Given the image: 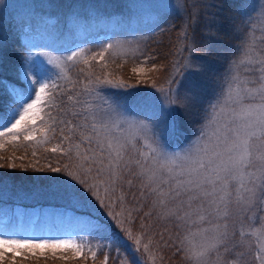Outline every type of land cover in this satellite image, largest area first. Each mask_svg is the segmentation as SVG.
<instances>
[{
	"label": "trees",
	"instance_id": "obj_1",
	"mask_svg": "<svg viewBox=\"0 0 264 264\" xmlns=\"http://www.w3.org/2000/svg\"><path fill=\"white\" fill-rule=\"evenodd\" d=\"M2 1L4 2L0 3V121L10 117L9 111L16 105L14 91L20 92L28 87L20 77V70L27 58L23 34L31 35L36 40L39 50L45 54L54 53L56 59L61 62L66 60L71 48L78 42L86 43L79 51L81 57L78 59L83 56L90 58L92 55L97 56V59L90 60V68L83 63L73 65L72 61H67V71L72 83L64 79L58 80L60 87L65 90L57 96L58 107H45L42 113L44 120L37 122L40 129H45L52 123L48 116L49 112L57 118V123L53 124L57 130L53 133L49 129L47 143L43 142V131L35 133L37 137L35 141H25L23 133L21 139L14 143H5V138H0V144H4V147L0 148V163L5 165L0 168V231L12 230L11 223L8 220L3 223L2 219L11 216L17 210L25 214L17 226L19 231L26 229L30 219L36 217L32 223V232L40 228L49 232L70 229L80 237V241H87L81 258H76L69 249L57 252L55 258L51 253L45 254L47 258L28 260L17 258V264H104L105 255L108 257L107 264H117L114 253L100 247L107 241H101L94 234L89 235L94 233V226L98 222L108 220L101 214L94 213L89 206L77 202L81 201L76 197L78 193L74 197L62 191L74 190L63 183V179L66 178L63 172L52 173L47 170L49 165L63 168L65 164H70L74 168L79 163L75 149L69 154L72 157L71 161L60 152L53 153L50 149L58 145L67 148L68 143H74L81 145L82 156L89 149L96 150L94 140L89 143L82 138V133L87 136L91 134L87 132L80 110L89 98L91 104H99L107 93L111 99H118L126 112L134 118L149 124L156 123L159 128L165 127V145L169 149L186 147L195 139L200 128L201 109L207 107L204 101L212 95L216 82L222 80L228 61L233 58L234 46L239 43L238 34L234 32V24L240 21L239 12L242 4L251 17L250 19L248 15L244 16L247 24L243 27L252 25L253 40L257 48H264V17L261 21L264 0H182L185 8L179 15L174 8L175 4H160L147 0ZM182 26L188 33L187 37L181 31ZM103 35H109V44L113 47L104 53L103 60H100L99 53L103 51L104 45L97 43L96 40ZM193 38L198 49L194 59L200 65V69L186 75L190 83L184 92H181V89L178 91L180 103H171L170 107L168 105L170 101L150 91L166 87L177 79ZM46 67L51 68V72L57 77V69ZM139 67H144L145 72L137 74L132 71L133 68ZM81 69L84 71H80ZM96 76L111 79L113 84H118L122 80L124 86L93 85L90 80H94ZM85 85L96 86L100 95L85 92L83 90ZM186 94L195 95L200 99L195 103L186 104L183 100ZM69 95L75 96L79 101L75 107L68 101ZM73 112L76 114L73 115ZM61 119L65 120L66 124L60 125L58 121ZM61 128L63 135L60 132ZM65 136L71 137L67 143L64 142ZM13 163L16 165L15 168L10 166ZM35 168L43 170L35 171ZM79 188L80 186L76 185L75 190ZM122 195L127 196V205H131L130 208H133V203L135 205L134 212L129 209L130 220L125 226L135 235L147 233L146 239L152 240L149 252L143 254L144 264H192L186 254L189 242L185 240V236L192 239L191 225L178 228L177 224L180 222L172 217H167L163 222L158 220L157 223L158 216L163 220L162 215H158L160 210L158 214L148 210L147 205L141 203L143 199L137 195V191H134L133 195V189H129L128 193L122 191ZM122 208L126 209L124 206ZM101 210L104 212V207ZM125 213L127 214L126 211ZM255 215L256 218L252 222L243 220L245 219L243 217L237 218L234 224H229L230 231L235 232L232 243L238 246L239 251L247 254L240 264H258L254 259V253L264 241L259 234L254 233L257 228L264 231V227L259 219L260 213L257 212ZM241 231L244 232L243 237ZM194 239L199 243V237ZM89 247L96 252L95 259L91 257ZM229 259H234L232 252L224 253L221 250L220 259L213 260L211 256L207 264H226ZM4 264H10V258L5 260ZM120 264H127V261H120Z\"/></svg>",
	"mask_w": 264,
	"mask_h": 264
},
{
	"label": "snow or ice",
	"instance_id": "obj_2",
	"mask_svg": "<svg viewBox=\"0 0 264 264\" xmlns=\"http://www.w3.org/2000/svg\"><path fill=\"white\" fill-rule=\"evenodd\" d=\"M174 8L179 15L185 5L182 0H177ZM239 15V23L234 24L239 43L234 46L233 58L228 61L222 80H218L213 87L212 95L204 101L207 107L201 109L202 122L195 139L182 151L169 152L158 135L142 123H129L125 132L119 131V124L93 123L92 135H81L89 143L95 140L97 147L94 151L89 149L83 156L80 144L68 143L67 148L58 145L50 149L53 153L60 152L67 156L69 161L72 160L69 154L75 149L79 163L74 168L70 164H65L63 168L49 165L47 170L52 173L63 172L66 177L63 183L74 189L79 185L80 188L76 191L89 203L92 202L91 197H94L100 205L111 208V205L105 204L104 199L100 197L98 178L107 171L109 180L115 183L121 176L122 165L123 169L131 171L129 165L135 163L139 169L136 175L142 179V186L150 188V192L155 194L153 205L160 209L163 217H172L180 222L177 224L178 228L207 219L211 228H201L191 233L201 236L202 242L198 246L192 244L189 237L185 236L190 245L186 254L192 264H207L212 255L220 259L221 250L224 253L232 252L234 256V259L227 260L226 264H240L247 254L239 251L238 246L232 243L235 232L230 231L228 221L233 216L248 213L255 215L257 212L261 214V220H264V48H257L253 40L252 25L243 27L247 24L244 16L248 15L251 19L243 4ZM181 31L187 37L188 33L183 26ZM190 44L177 84L185 75L200 69L194 59L198 52L194 38ZM112 47V44H108L103 52L99 53V59L103 60L104 53ZM78 57H81V53L73 52L65 61L53 64L52 68L58 70L55 79L50 76L51 68L41 69L37 65H31L25 69L24 77L29 81V87L20 92L14 91L17 107L11 117L0 121V138H5V143L19 141L21 133L25 141H35L37 131H43V142L47 143L49 129L53 133L57 130L53 127L57 118L49 112L52 123L45 129H40L37 122L44 120L42 113L45 107H58L57 96L65 91L58 84V80L64 79L72 83L67 71V61H72L73 65L83 63L90 68V60L97 59L95 55L90 58ZM152 70L155 71V68ZM80 71L83 72L84 69ZM132 71L140 74L145 72V68H133ZM90 83L98 86H124L122 80L113 84L111 79H101L99 76L90 80ZM83 90L100 95L96 86L85 85ZM175 96L174 99L173 94L169 93L170 103H180L179 93ZM67 99L72 102L73 107L79 103L73 95H69ZM199 99L190 94L183 97L186 104L195 103ZM75 114L73 112V115ZM58 123L64 125L66 121L61 119ZM60 132L63 135L62 128ZM70 140V136L64 137L65 143ZM137 140H143V149L139 150L140 158L133 160L126 154L129 153L130 147L136 148ZM3 147L4 144H0V148ZM83 161L90 163L85 166ZM93 165L96 166V177H92ZM10 166L16 167L14 163ZM3 167L5 165L0 163V168ZM128 183L131 184L132 181L129 180ZM164 185L168 186L167 189L162 187ZM109 189L110 185L104 188L106 199ZM104 215L110 219L103 223L98 222L94 226V233L89 235L94 234L101 241H107L100 247L113 252L117 257V264L123 260H126L127 264H144L143 254L149 252V245L152 243L151 238L146 239L147 233L135 235L125 226L130 213L117 214L107 211ZM113 221L116 222L115 225ZM209 232L210 236L205 235ZM240 234L243 237L244 232L241 231ZM254 234H259L264 241V231L261 228H257ZM86 243L87 241L77 242L73 239H30L0 235V264H4L9 258L10 264H17V258H47L46 253H51L55 258L57 252L69 249L76 258H81ZM88 251L95 259L96 252L92 251L91 247ZM254 259L258 264H264V242L259 244ZM107 261L108 257L105 255L104 264H107Z\"/></svg>",
	"mask_w": 264,
	"mask_h": 264
},
{
	"label": "rangeland",
	"instance_id": "obj_3",
	"mask_svg": "<svg viewBox=\"0 0 264 264\" xmlns=\"http://www.w3.org/2000/svg\"><path fill=\"white\" fill-rule=\"evenodd\" d=\"M147 1H150V2L156 1L160 4L165 3V4H169V5L176 4V2H177V0H147ZM1 2H4V1L0 0V3ZM263 17H264V14L262 13L261 14V21H263ZM22 39H23V41L27 47V51H26L27 58H26L25 64L22 66V68L20 70V77L26 83V85L29 87V81L27 79H25V77H24V72H25V69L27 67H29L31 65H37L41 69H44L46 66L52 67L53 61H55V63H59L61 61L56 59V55L54 53L45 54L44 52L39 50L38 49L39 46L37 45L36 40L31 35L23 34ZM109 39H110L109 35H103V36H100L96 40V42L99 44H103L104 45L103 50H104L107 47V45L109 44ZM85 46H86V43L78 42L74 47L71 48L68 55L70 53H73V52H79ZM68 55H67V57H68ZM188 75H190V74H188ZM241 75L242 76L244 75L243 71L241 72ZM50 76L53 79L56 78V75L53 72L50 73ZM178 79H179V75L177 76V79H174L168 86L153 89L150 91V93L159 94V95H161V97L163 99H167L169 101L168 97H169V93L171 92L173 94V98L175 99L176 98L175 94L178 93V91L180 89H181V92L183 90H185L186 86L189 85V83H190V81L188 80L189 78L187 79L186 75L184 76V79L179 82V84H177ZM194 81L197 82L196 79H194ZM107 94H106L105 98L101 101V103H99V104H95V103L91 104V98H89L87 100V103L80 110L81 115L84 118V125L86 126L87 132L89 134L92 135L91 125L93 123H96L97 125L119 124V126H120L119 131L120 132H125L128 129L129 123H142V124L150 127L152 129V131L158 135L160 141L165 145V138H164L165 127L159 128V125L156 123L149 124L146 122H142L138 118H134L131 114H128L126 112L125 107L122 106V104L118 101V99H114V98L111 99ZM114 94H115V92H114ZM163 96H165V97H163ZM93 101H96V99H93ZM168 105L170 107L172 106L171 103ZM16 107H17V105H15L12 109H10V111H9L10 117L13 115V112L16 109ZM41 137H43V136H41ZM143 143H144L143 140H137L136 148L132 149L130 147V151L128 154H126V156L131 157L133 160L139 159L140 158L139 157V150L143 149ZM165 147L169 152H180L185 148L184 147L182 149H169V147H167L166 145H165ZM83 163L85 166L88 165L87 163H85V161H83ZM129 167H130L131 171H129L127 169H123V165H122L121 176L118 180L115 181V183H112L109 180L107 171H105L98 178V183H99V188H100V193H99L100 197H101V199H104L105 204H110L111 208L106 209L103 205H100L99 201H96L94 197H91L92 202L89 203L87 200L83 199L81 197V195L75 189L74 190L62 189V191L67 192L71 196H74V197H75V194L78 193V195L76 197L78 199H80L81 201H77V202L81 203V205H84L87 207L89 206V209L93 210L94 213H99L103 216L104 219L109 220L110 217L104 215V213H106L107 211H112V212L118 214V213L125 212V211L127 213H130L129 209H131L134 212V207H135L134 203L132 205L133 208H130L131 205H129V204L127 205V201H128L127 196L122 195V191L128 193L129 189H133V195H134V191H137V195H139L143 199L141 203H145L147 205L148 210L153 211L156 214H158L160 209L158 207H155L152 205L153 200L155 199V194H152L150 192V188H146V187L142 186L143 185L142 179L138 175H136V173L139 171V169L135 165V163H131L129 165ZM92 171H93L92 177H96V166L95 165H93ZM129 180L132 181L131 184L128 183ZM108 185H110V189H109V192L107 194L108 198L106 199L104 188ZM162 187L167 189L168 186L164 185ZM134 188H137V189H134ZM149 201L152 203H149ZM174 204H175V202H173V205ZM122 206H124L126 209L124 210L122 208ZM102 207H104V212L101 210ZM116 208L117 209L120 208L121 211L120 210L118 211ZM158 215H161V214H158ZM24 216H25V214L23 212L16 210L11 216L3 218L2 222L4 223L8 220V222L11 223V226L13 228H12V230L0 231V235H5V236L13 237V238H30V239H49V240H51V239H73V240H77V242H80V237L74 231H72L70 229H63L61 231L49 232L44 228H40L39 230L32 232L31 231L32 223L36 220V217L30 219V224L27 226L26 229H24L23 231H19V230H17V226L21 223ZM260 216H261V214H260ZM243 217H245V219H243ZM250 217H251V219H250ZM120 218L123 219V217H120ZM237 218H241L243 220H248L249 222H252L256 218V215H253L252 213H248V214L242 215V216H233L228 221V223L234 224ZM165 219L166 218L163 217V220H161V218H159V216H158V218L156 220H157V223H159L158 220L163 222ZM259 219L261 220V217ZM128 220H130V216H128ZM261 222H262V226L264 227V220H261ZM112 223L114 225L116 224L115 221H113ZM126 225H128V223ZM191 227H192L191 228L192 233H195L201 228H211V225L209 224V221L206 219V220L199 222L197 224H192ZM205 235L210 236V232L206 233ZM198 237L200 238L198 240V242L199 243L202 242L200 235H192L193 240L190 239L192 244H195L197 246L199 245V243H196L195 239H194V238H198ZM257 240L260 241V238L257 237ZM187 246H188V244H187ZM188 247H190V245ZM212 257H213V260L217 259L215 255H212ZM208 261H210V260H208Z\"/></svg>",
	"mask_w": 264,
	"mask_h": 264
}]
</instances>
